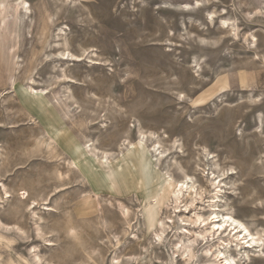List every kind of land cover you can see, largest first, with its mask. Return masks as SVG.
I'll list each match as a JSON object with an SVG mask.
<instances>
[{
	"label": "rangeland",
	"instance_id": "1",
	"mask_svg": "<svg viewBox=\"0 0 264 264\" xmlns=\"http://www.w3.org/2000/svg\"><path fill=\"white\" fill-rule=\"evenodd\" d=\"M220 174L219 210L264 236V0H0V264H110L135 235L123 264H187L174 235L203 231Z\"/></svg>",
	"mask_w": 264,
	"mask_h": 264
},
{
	"label": "bare ground",
	"instance_id": "2",
	"mask_svg": "<svg viewBox=\"0 0 264 264\" xmlns=\"http://www.w3.org/2000/svg\"><path fill=\"white\" fill-rule=\"evenodd\" d=\"M197 4H200V3L197 1L194 4H187L186 9H188L189 11H192L197 6ZM21 5H22V11L24 13L25 18L27 19L31 18L32 12H31V8L29 6L27 7L28 3L26 1H22ZM208 15H209L210 22L213 25L215 23L214 15L211 13ZM222 24L224 26L221 29L224 30L225 28L228 27L227 20H224ZM59 36L60 37L66 36L64 30H61V34ZM59 58L61 61H65V62L66 61L67 62H79L78 61L79 59L77 60L76 56L69 52L61 53ZM69 79L70 78L68 76H65L64 80H67L69 82L73 81ZM28 90L31 96H34L35 98H38V99L46 95V92L44 91L39 92L38 89L34 88L33 86H30ZM50 141H51L50 148L54 147L55 142L53 141L52 138H50ZM91 151L92 150L89 149V152ZM165 158L166 157L162 152L159 153V157H158L159 163H163ZM222 178H224L225 180V179H230L231 177L228 174L227 176L225 174H220L217 177L216 175H214V180H212L211 182V184L214 186V190L212 192V197H210L208 201L209 203L208 207L212 213H210L206 219L202 216L198 217L199 221H201V225H204V229H202L203 231H200L199 233L196 232V234L193 236L192 239H186V240H184L181 237L182 236L181 233L185 234L186 231L181 232L178 230L175 233L174 238H176V241L172 246L173 247L172 250L174 254L173 261L174 260L185 261V263L187 262V264L194 262L195 260H197L196 250L199 247V245H202V244H204V246L206 247L205 256H211V259H206L203 262V264H240V262H242L243 259L244 261L245 259L250 261L251 252H254V253L258 252L259 258L264 256V236L261 233L262 231L260 232L259 230H257V232H253L250 230L248 225L244 223L243 221L236 219L230 213L223 214L219 210V208L221 207L220 204L226 198L224 197L225 195L221 196L224 190L222 186V183H223ZM217 182L219 183L218 185H216ZM192 191H193V186H191V184L188 181H182V182L180 181L179 188L174 193L172 198L174 199L175 203L183 204L185 202L184 201L185 197L189 193L191 195ZM8 193L9 192L5 191L4 194L6 195V197H10ZM199 195L200 194L197 193V196ZM48 209L46 208L45 210L47 211ZM36 212H37V206L33 208L32 213L36 215L38 213ZM123 215L126 218V221L128 222L127 225L129 226V228H133V224H132L133 218L130 215V210L128 209ZM35 219L39 220L41 218H38L36 216ZM0 227H1V223H0ZM158 227H159V230L157 233L156 243L158 247L162 248L167 243V235H166L167 226H165L163 223L160 222L158 224ZM3 229H8V227L6 228L3 227ZM17 229L21 231L20 228H17ZM35 230H36L37 237L41 239L43 236H42V233L40 232V229L37 228ZM124 235L125 236L127 235V231H125ZM224 235L227 236L226 239H223ZM114 239L116 241L115 240L112 241L111 244L113 247H116L117 249H116V254L112 258L110 264H123V262L121 261V257L123 256L125 252H127V249H129L128 246L131 244V242L139 241V237L138 235H135L133 238H131V241H122L121 239H119V237H114ZM243 244H246V245H243ZM52 245L53 244L50 243V241H47L46 246H52ZM232 250L235 252V255L232 254ZM131 259L132 258H129L127 260L131 261ZM212 260L213 261L215 260V261L212 263ZM33 262L34 264H51L45 261L38 254L34 256Z\"/></svg>",
	"mask_w": 264,
	"mask_h": 264
}]
</instances>
